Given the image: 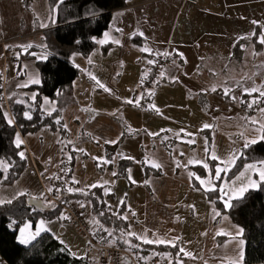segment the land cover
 <instances>
[{"label": "crops", "instance_id": "crops-1", "mask_svg": "<svg viewBox=\"0 0 264 264\" xmlns=\"http://www.w3.org/2000/svg\"><path fill=\"white\" fill-rule=\"evenodd\" d=\"M42 1L45 4V0ZM185 1H181L180 8ZM25 2L32 4L34 0H25ZM163 2L166 3L163 7L155 6ZM170 2L171 0L169 2L131 0L126 8L112 14L110 27L105 34L109 33L115 41L110 39L107 43L97 44L86 59L77 54L71 56V63L79 73L77 79L62 93L59 101L47 100L49 103L45 104L46 99H43L41 103L45 113L54 112L53 104L55 110L61 112L63 125L69 134L70 146L66 148L61 144L59 132L52 133L45 129L34 134L19 136L23 141L21 152L24 153L27 168L13 185L0 187V200L12 201L22 196L20 193H24L23 196L30 199L35 197V200H41L47 206L49 203L53 205L50 198L72 203L63 200L71 193L67 191L68 188L83 191L99 187L104 188V191L108 189V205L111 206L113 213L124 205L122 216L127 217L125 220L129 223L130 232L136 233L137 236H146L151 240L157 237L166 238L176 244V247L167 244H147L175 248L173 255L143 254L139 249L135 251L120 249L144 257L171 256L175 264L177 257L181 264H231L237 257V250L235 242L228 234H234L239 227L234 225L225 214L214 216V212L219 211L213 202L207 200L205 194L209 191L200 187L199 180L195 178L198 175L195 174L191 179L189 177L190 172L194 173L191 168L202 167L201 164H190L189 161H205L209 165L210 158L206 154V144L208 151L210 148L211 152L213 142L207 141L203 132H209L210 129L204 128V125L211 126L212 123L211 120L209 122L206 120L210 115L209 104L205 106L201 104L203 101H208L205 98L206 94L200 90L187 91L179 82L181 66L184 62L177 50L165 46L162 52H158L154 51L153 45L151 48L146 47L149 45V37L156 38V35L154 36L155 30L151 29L148 32L143 31L144 28L153 23V15L167 11L169 13ZM259 2L262 3L264 0ZM251 4L252 0H243L242 7H246L248 11ZM9 6L10 0H0L3 11H9ZM52 15V13L49 15L46 25L53 21ZM38 26L37 24L33 30L15 40L7 34L5 37L0 23V76L7 95L26 88L21 85H33L30 83V78H39L35 62L37 57L45 55L42 50L44 47L42 33L46 27ZM134 35L146 41L142 48L131 43ZM238 35L240 36V33ZM123 38L125 42H122ZM169 42L171 43V36ZM105 44H112L106 54L101 48ZM27 45L39 50L29 54L30 59L19 62L18 57L24 51L21 46ZM179 47L182 49L187 46L181 43ZM170 51L174 53L173 56L178 62L179 75L177 77L172 73L167 75L168 81L160 85L163 87L152 98V112L140 108V104H143L139 89L141 77L149 64V57L142 54L165 55ZM105 88L108 91H105ZM26 95L30 98L33 96ZM128 100L134 103H126ZM243 111L245 113V110ZM149 133H158V135L153 136ZM166 133L174 136L176 142L174 145L163 144L159 135ZM107 146H115V152L108 160L111 162L103 163V160H107ZM120 159L133 163L127 176L123 178L113 175L114 172L116 173ZM145 160L148 163H144ZM152 162L158 163L161 167L159 169L151 167ZM177 162L180 163V167H177ZM71 163L72 176L66 180L67 167ZM250 164L254 163H248L244 167ZM144 168L157 171L160 175L146 176ZM204 170L206 175L200 177L201 179H207L210 175L214 177L215 169H213L214 173H211L210 165ZM225 174L226 172H222L221 177ZM239 176L240 174L230 181H224L222 187L228 188L232 184L231 188L235 189V180ZM216 181H213L214 185ZM92 185L97 186L92 187ZM119 188L120 193L117 191ZM121 197L123 199L120 200ZM219 200L224 206L226 199L221 192ZM61 215L59 209L57 218L38 219L35 223L23 224L18 229L17 242L20 229L24 228L25 235H29L40 227L41 221H44L48 231H42L39 236L48 233L59 242L61 252L74 259H85L87 240L68 220L60 219ZM86 216L89 219L87 212ZM134 238L139 243L145 244L142 240ZM18 244L25 248L31 245H22L19 242ZM181 248L190 253V256L180 253ZM86 261L89 264H97L94 258ZM0 264L7 263L0 257Z\"/></svg>", "mask_w": 264, "mask_h": 264}, {"label": "trees", "instance_id": "trees-1", "mask_svg": "<svg viewBox=\"0 0 264 264\" xmlns=\"http://www.w3.org/2000/svg\"><path fill=\"white\" fill-rule=\"evenodd\" d=\"M131 0H47V4L53 14V21L43 30V51L47 59H37L35 67L39 73V84H33L9 95L5 93L4 82L0 76V162L7 166V171L0 168V187L11 186L17 181L27 168V161L21 159L19 148L15 145L17 134L26 136L34 134L41 129L52 133L59 132L61 144L69 148V134L63 125L61 112L55 110L51 114L45 113L41 108L43 99L59 101L62 93L69 89L77 79L78 70L71 63V56L77 54L88 58L89 54L97 47L98 40L109 29L112 14L126 8ZM257 35L248 39V44L254 40L256 45L254 52L261 53L264 44L258 42L257 36L261 29L256 27ZM131 43L142 48L146 41L138 35L131 38ZM246 43L245 39H239L234 47L238 54ZM112 44L102 45V52L106 54ZM36 47L28 48L18 57L19 62L30 59L29 54L37 52ZM149 57V61L164 57L165 65L173 62V55L142 54ZM238 59L241 55H237ZM70 58V59H69ZM179 64L181 62L179 61ZM153 62L143 71L140 82L142 103L140 108L151 111L149 105L155 90L168 81V73L160 71L156 73ZM163 74V75H162ZM68 87V88H67ZM25 93V94H22ZM35 95L33 101L28 95ZM205 106V101L201 103ZM28 112L31 119L24 115ZM6 114V115H5ZM12 123L9 124L8 120ZM59 121V123H57ZM208 135L207 131L203 132ZM164 145H174V136L161 134ZM115 152V146H107V160H110ZM264 161V141L257 142L249 147H241L235 163L222 177L215 182V191L206 192V198L213 202L220 214H225L231 222L244 229L245 240L243 264H264V183L256 190H248L242 198L231 200V207L225 208L219 200L222 182L232 180L248 163H260ZM132 162L120 159L117 164L116 177L127 176ZM102 165V164H100ZM100 165L98 166L101 169ZM211 173L212 161H209ZM72 166L69 164L65 179L72 176ZM191 170L199 177H204V168L197 166ZM145 175L159 172L144 168ZM6 177V178H5ZM196 185V182L194 183ZM81 192H71L65 199L81 206L88 214L87 222L90 233L95 243L112 245L127 250L139 249L143 254H171L175 248L161 245H147L139 243L133 236H129V223L120 219L124 205L116 213L112 212L108 205V195L104 188H93ZM26 196H19L11 203L0 204V257L7 264H89L85 259H74L61 252V245L50 234L44 233L33 244L25 248L17 242L18 229L25 223H35L38 219L52 220L59 215V209L53 207L46 211H39L26 205ZM11 225V226H9ZM111 232V235H109ZM125 241H128L127 243ZM131 245V246H130ZM138 246V247H137ZM172 264H175L174 262Z\"/></svg>", "mask_w": 264, "mask_h": 264}, {"label": "rangeland", "instance_id": "rangeland-1", "mask_svg": "<svg viewBox=\"0 0 264 264\" xmlns=\"http://www.w3.org/2000/svg\"><path fill=\"white\" fill-rule=\"evenodd\" d=\"M181 1L183 0H171L168 3L170 4L169 13L167 11L152 16L153 23L143 31L155 30L156 38L149 37V45L146 47L151 48L153 45L154 51L158 52H162L165 46H171L170 48L177 50L184 62L181 66L179 82L184 88L186 87L187 91L200 90L206 94L205 98L208 101L205 103L209 104L210 110L209 119L206 118V120L207 122L211 120L212 125L209 127L208 135L204 134V136L207 141L213 142L211 152L219 157L216 162L211 159L209 161L214 163L212 166L214 169L217 165L224 167L225 165L220 164V161L230 162L234 156L237 157L241 147H244L245 140L264 141L258 139L260 135L258 129L264 125V113L260 111L264 109V98H259L258 92L249 96L244 91L252 88L264 91V46L261 53H258L253 50L256 47L254 40L252 44H248V39L257 31V26L261 32H264V2L252 0L250 10L247 11L246 7H242L243 0H186L180 8ZM165 4L164 2L157 3L155 6L158 8ZM49 15L51 11L47 0L45 4L42 0H34L32 4L26 3L25 0H10L9 11H3L0 7V23L3 33L5 37L7 34L15 40L33 30L37 24H46ZM253 21L257 23L254 24ZM106 34L107 36L104 35L98 40V45L101 44L99 43L101 40L107 43L112 39L109 33ZM170 36L171 43L169 42ZM242 37H246L244 38L246 43L241 53L238 54L234 43ZM125 41L123 38L122 42ZM181 43L187 47L181 49L179 47ZM165 55L171 56L174 53L170 51ZM237 55H241V58L238 59ZM158 59H162L163 64L153 65L156 73L164 71V73H172L175 77L179 75V65L175 57L168 65H165L164 57L159 56ZM155 61L156 59L152 61L153 64ZM161 87L163 86L155 90L153 96ZM213 88L216 91H212ZM226 88L230 89L227 95L224 92ZM141 93H144V90ZM253 99H259V102L249 107ZM149 108L152 112L151 103ZM203 110L207 112L204 108ZM252 119L257 123H250ZM168 149L171 151L170 148ZM254 164L259 165V163ZM232 166L233 164H228L229 169ZM239 174L240 176L235 180V189L231 188L232 184L224 188L230 195L234 190L247 185L249 178L258 179L253 171L246 170L245 167ZM257 188H249V190ZM117 191L120 193V188ZM122 195H124L123 192ZM224 199L228 197L224 196Z\"/></svg>", "mask_w": 264, "mask_h": 264}, {"label": "snow or ice", "instance_id": "snow-or-ice-1", "mask_svg": "<svg viewBox=\"0 0 264 264\" xmlns=\"http://www.w3.org/2000/svg\"><path fill=\"white\" fill-rule=\"evenodd\" d=\"M253 23L255 24L257 22L253 21ZM39 26L40 27H47V25L43 24V23L40 24ZM105 35L107 36V34H105ZM253 35H257V34L253 33ZM244 38H246V37H242V39H244ZM257 39H258L259 43L264 44V32H261L260 34H258ZM99 43L103 44V43H105V40H101V41H99ZM117 43H118V41H117ZM21 47L24 48L25 50H27L28 48H31L32 45L21 46ZM37 58L46 60L47 59V54H45L43 56H40V57H37ZM149 62L152 63V61H149ZM92 78L95 79V77H92ZM30 83L39 84L40 80H39L38 77L35 78V79H31L30 78ZM97 83H99V82H97ZM27 86H28V84L21 85V87H27ZM100 87L103 88L104 86L100 85ZM105 91H108V89L105 88ZM212 91H216V89L213 88ZM229 91H230V89H227V88L224 90L226 95L228 94ZM244 91H245V94H247L249 96H251L253 93L258 92L259 93V98H264V91H261L258 88L245 89ZM35 99H36V97H35V95H33L32 96V100L34 101ZM233 99H235V97H233ZM258 102H259V99H253V101L251 103H249L248 106L252 107L253 104L258 103ZM48 103H49V101H47V99H46L45 100V104H48ZM126 103L132 104L134 102L132 100H128V101H126ZM138 103L139 102L137 101L136 104L138 105ZM153 108H154V106H153ZM155 110L158 111V109H155ZM52 111H55L54 104H53V107H52ZM260 111L262 113H264V109H260ZM49 114H51V112H49ZM24 115H25V117L27 119H31L32 118L31 115L28 112H25ZM8 123L11 124L12 120L9 119ZM57 123H59V121H57ZM250 123L255 124V123H257V121L252 119V120H250ZM209 127H211V126L207 125V124L204 125V128H209ZM258 131L260 132V135H259L258 139L259 140H264V125H261L260 128L258 129ZM149 135L155 136V135H158V133H149ZM241 136H243V133H241ZM190 142H194V141H190ZM257 142H258L257 139L245 140L244 147L247 148L250 145L255 144ZM22 143H23V141L20 139L19 135L17 134L16 140H15L16 147L19 148ZM109 143H116V141H109ZM206 154L208 155V157L211 160H214V161L215 160H219V157H217L214 152H209L208 151L207 144H206ZM19 156H20L21 159L25 158L23 152H20ZM235 158L236 157L234 156L230 162L220 161V164H223L225 166L224 167H220L219 165H217L216 168H215L214 177L210 175L207 179H201L200 177L196 176L195 178L197 180H199L200 187H203L205 189V191H215L216 188H215V185H214L213 181L222 179L221 173L222 172H227L229 170L228 164L229 163L234 164L235 163ZM70 159H71V157H70ZM98 159H103V158H98ZM109 162H111V161L103 160V163H109ZM144 163H148V161L145 160ZM189 163L190 164H201L202 167L205 168V169H207L209 167L208 163L205 162V161L192 160V161H189ZM180 166H181L180 163L177 162V167H180ZM151 167L159 169L161 167V165H159L158 163L152 162L151 163ZM0 168H2L4 171H7V166L3 165V162H0ZM246 170L253 171L258 176V179L253 180V179L249 178V181H248L247 185L241 186L240 188L234 190V192L231 195L229 194L228 191H225V189L223 187L220 188L219 191L222 193V195L228 197V199L224 200V207L225 208H229V207L232 206L231 203H230L232 199H234V198H237V199L238 198H242L244 193L247 192L249 190V188H257V187H259L260 184L264 183V161H261L259 163V165H255V164L247 165L246 166ZM113 175H116V173L114 172ZM241 175H243V173H241ZM193 176H195V173H191L190 172L189 173L190 179ZM129 179H131V177H129ZM73 182L74 183H78V181H73ZM133 182H135V181H133ZM145 183H148V181H145ZM96 186L97 185H92V187H96ZM197 190H199V188H197ZM67 191H69V192L78 191V192H81L82 194H85V195L87 194V193H84L83 190H81V189H75L74 190L72 188H68ZM108 191H109L108 189H105V194H107ZM20 195H24V193H20ZM33 199L35 200L36 198L34 197ZM11 202H12L11 200H8V201L0 200V204L11 203ZM121 203H123V201H121ZM47 206L54 207V205H52L51 203H49ZM83 206L84 205L81 204V207H83ZM36 207H39V204H37ZM219 215H220L219 212H214V216H219ZM60 219H70V218L67 217V216H64L62 214ZM120 219H127V217L121 216ZM9 226H11V225H9ZM25 227H28V226H25ZM42 231H48V229L45 227V222L44 221H41L40 222V227H38L35 230L34 233H30L29 235H25V229L22 228V229H20V235L18 237V242L20 244H22V245H29V244H31V242L33 240H35V238L37 236L40 235V233ZM243 233H244V229L243 228H238L234 234H231V233L228 234V235H231L232 241L235 242L236 250H237V257H236V259L234 261L231 262V264H243V261H244V245H245V240L242 238L243 237ZM109 235H111V232H109ZM128 235L129 236H134L137 239L142 240V242L145 243V244H153V243H155V244H167V245H171L172 247H176V244H175V242L173 240H169V239H166V238L157 237L155 240H151V239H148L146 236H144V237L137 236V234L134 233V232H129ZM125 242L127 243L128 241H125ZM61 243H63V241H61ZM179 252L183 253L185 256H190V253L185 252V250L183 248H181L179 250ZM177 264H181V262L179 260V257H177Z\"/></svg>", "mask_w": 264, "mask_h": 264}, {"label": "built area", "instance_id": "built-area-1", "mask_svg": "<svg viewBox=\"0 0 264 264\" xmlns=\"http://www.w3.org/2000/svg\"><path fill=\"white\" fill-rule=\"evenodd\" d=\"M163 64L162 59L154 62V65ZM53 205L61 210V214L69 217L66 219L70 224L87 240L86 245V260L94 258L97 264H172L171 256L163 257L152 255L149 257L140 256L138 254H130L124 250L112 246H99L91 236L90 228L87 222V216L84 209L73 203L59 201L55 198H50Z\"/></svg>", "mask_w": 264, "mask_h": 264}, {"label": "water", "instance_id": "water-1", "mask_svg": "<svg viewBox=\"0 0 264 264\" xmlns=\"http://www.w3.org/2000/svg\"><path fill=\"white\" fill-rule=\"evenodd\" d=\"M37 204H39V207H36ZM26 205L33 207L39 211H46L53 208V207L45 206L41 200H34L30 198L26 199Z\"/></svg>", "mask_w": 264, "mask_h": 264}, {"label": "bare ground", "instance_id": "bare-ground-1", "mask_svg": "<svg viewBox=\"0 0 264 264\" xmlns=\"http://www.w3.org/2000/svg\"><path fill=\"white\" fill-rule=\"evenodd\" d=\"M90 55V54H89ZM70 59V58H69ZM68 88V87H67ZM55 206V205H54ZM77 231V230H76ZM134 254V253H133Z\"/></svg>", "mask_w": 264, "mask_h": 264}]
</instances>
